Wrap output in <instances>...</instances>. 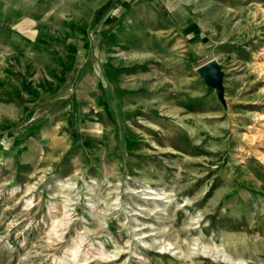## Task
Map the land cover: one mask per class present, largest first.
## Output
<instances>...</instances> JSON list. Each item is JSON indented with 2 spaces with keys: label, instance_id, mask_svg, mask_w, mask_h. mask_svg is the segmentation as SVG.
<instances>
[{
  "label": "rangeland",
  "instance_id": "rangeland-1",
  "mask_svg": "<svg viewBox=\"0 0 264 264\" xmlns=\"http://www.w3.org/2000/svg\"><path fill=\"white\" fill-rule=\"evenodd\" d=\"M3 56L92 82L0 132V264H264V0H0Z\"/></svg>",
  "mask_w": 264,
  "mask_h": 264
},
{
  "label": "crops",
  "instance_id": "crops-1",
  "mask_svg": "<svg viewBox=\"0 0 264 264\" xmlns=\"http://www.w3.org/2000/svg\"><path fill=\"white\" fill-rule=\"evenodd\" d=\"M84 48V47H83ZM0 59V132L5 134L10 129V126L24 124L30 120L34 123L52 124L53 110L56 108V103L59 101L57 92L64 90L63 94L69 91L72 96L79 92V87L84 91L89 92L92 79L91 70L85 68V63H81L76 68L72 66L70 73L63 74L62 89L58 85H53L51 82H41L28 79L29 73L26 68L21 65V60L11 57ZM68 70V71H69ZM82 74L81 80L78 77ZM76 80L78 83H76ZM75 84H78L75 87ZM58 87V88H57ZM58 99H57V98ZM24 110L26 112L24 113ZM35 116V119L33 118ZM32 117V118H31ZM9 128V129H8ZM44 128V129H43ZM52 128L42 127L37 129V140H47V135L52 133ZM49 141V140H48Z\"/></svg>",
  "mask_w": 264,
  "mask_h": 264
},
{
  "label": "water",
  "instance_id": "water-1",
  "mask_svg": "<svg viewBox=\"0 0 264 264\" xmlns=\"http://www.w3.org/2000/svg\"><path fill=\"white\" fill-rule=\"evenodd\" d=\"M198 71L209 83L213 84V86L216 88L219 98L223 100V72L220 66H218L215 61L211 60L201 65Z\"/></svg>",
  "mask_w": 264,
  "mask_h": 264
}]
</instances>
